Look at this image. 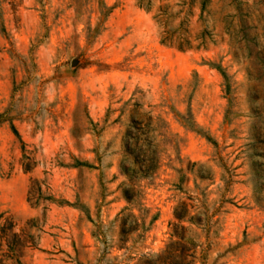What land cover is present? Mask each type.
Instances as JSON below:
<instances>
[{"label":"rangeland","instance_id":"374dc122","mask_svg":"<svg viewBox=\"0 0 264 264\" xmlns=\"http://www.w3.org/2000/svg\"><path fill=\"white\" fill-rule=\"evenodd\" d=\"M173 242L264 264V0H0V264Z\"/></svg>","mask_w":264,"mask_h":264},{"label":"trees","instance_id":"16d2710c","mask_svg":"<svg viewBox=\"0 0 264 264\" xmlns=\"http://www.w3.org/2000/svg\"><path fill=\"white\" fill-rule=\"evenodd\" d=\"M17 134L16 130H13ZM190 248L181 242H173L167 245L165 250L153 260L143 261L141 264H191V260L188 258L192 257L189 254ZM18 264H21L18 262Z\"/></svg>","mask_w":264,"mask_h":264}]
</instances>
